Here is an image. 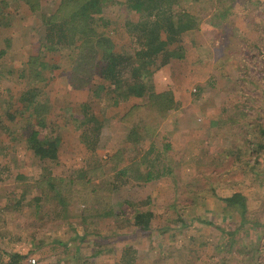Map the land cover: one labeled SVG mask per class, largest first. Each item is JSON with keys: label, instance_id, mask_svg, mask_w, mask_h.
Listing matches in <instances>:
<instances>
[{"label": "rangeland", "instance_id": "374dc122", "mask_svg": "<svg viewBox=\"0 0 264 264\" xmlns=\"http://www.w3.org/2000/svg\"><path fill=\"white\" fill-rule=\"evenodd\" d=\"M4 1L0 174L6 179L0 182V247L12 253L13 247L23 246L26 258L15 264H30L29 257L36 258V264H117L124 245L136 251L134 264H264V149L257 146L262 138L258 130L264 128V0H227L233 8L218 26L216 16L206 9L213 7L215 12L220 0H208L213 6L207 0H181L182 8L207 22L183 37V44L193 43L202 58L193 62L192 53L186 52L192 62L190 81L181 88L191 84V105L183 118L178 113L172 117L185 136H168L172 111L152 138L92 152L78 137L80 119L86 105L90 112L101 110L98 93L107 84L97 77L87 88H73L70 51L51 52L61 69L42 98L49 100V125L59 129L62 138L56 161L38 159L26 144L23 127L33 117L20 98L33 89L21 73L44 38L42 16L53 12L59 0H42L37 12L20 0ZM100 16L98 29L131 51L126 27L138 22L140 14L127 8L126 0H105ZM141 101H118L105 115L119 119ZM8 112L16 119L8 120ZM122 168L128 170L124 177L118 173ZM148 170L155 179L143 183L137 176ZM17 174L22 175L18 180ZM50 182L57 188L51 194ZM36 188L42 191L41 208L34 197ZM236 192L246 196L244 216L224 201ZM60 196L75 212H62ZM85 204L96 212L113 213L87 232V224L75 217ZM135 205L154 212L150 235L129 227ZM0 257V264H11L7 256Z\"/></svg>", "mask_w": 264, "mask_h": 264}, {"label": "trees", "instance_id": "16d2710c", "mask_svg": "<svg viewBox=\"0 0 264 264\" xmlns=\"http://www.w3.org/2000/svg\"><path fill=\"white\" fill-rule=\"evenodd\" d=\"M1 1L6 4L4 0ZM20 1L25 3L32 12H37L42 7V0ZM104 1L59 0L53 12L42 16L44 38L41 39L38 50L28 56L26 68H23L21 73V78H26L29 84L33 83V89H26L20 98L21 105L23 103L24 107L30 110V117H33V121L29 119L27 126L23 127L25 142L34 156L40 160H58L62 139L59 129L49 125L47 119L50 112L49 100L42 98L44 88L57 79L60 74L58 71L61 69L58 57L52 56L51 52L70 51L68 73L73 88H87L97 77L107 84L98 93L102 102L101 110L90 112L89 105L85 104L80 119L78 137L92 152H97L99 149L119 148L123 142L140 143L147 138H152L160 130L161 121L178 107L173 91L158 92L156 90L153 75L170 60L184 58L186 46L183 44V37L202 26L205 28L207 25H204L207 22L203 21L201 16L182 8L181 0H126L127 8L140 14L141 17L138 22L127 24V34L133 44L132 50L129 51L98 29V22L102 20L100 15ZM207 2L213 6L212 1L207 0ZM226 2L227 0L224 2L220 0L214 7L215 12L213 7L206 9L211 10L209 14L216 16L217 26L225 23L233 8L232 3L226 4ZM105 26L104 23L103 27ZM5 53V49H0V58ZM26 70L30 74H26ZM32 72L33 75H31ZM46 72H49L48 76ZM130 98H139L142 101L134 103L119 119L105 115L109 105L118 104L120 103L118 101ZM7 116L8 120L16 119V114L11 112H8ZM2 127L8 132L5 122L2 123ZM252 130L256 131V129ZM258 131L263 140L261 138L257 146L263 150L264 128L261 127ZM166 147L170 148V144H166ZM118 173L121 176L127 175L128 170L122 168ZM21 177V174L16 176L17 180ZM137 178L143 183L155 179L152 170L139 173ZM3 179L6 177L0 174V182ZM49 186H51L50 194L57 189L52 182ZM39 189L34 190L37 203L42 196V191ZM67 195L69 196L68 193ZM224 201L227 207L235 208L241 212L242 216L245 215L247 201L244 194L236 192L226 197ZM60 203L63 205V213L64 211L75 212L74 209L65 207L67 205L65 196L61 198ZM85 206L86 209L78 210L75 217L80 219L83 225L87 224V232L91 231L89 229L91 225L102 219L101 217L110 216L113 213L111 210L107 213L106 210L96 212V208L89 207L87 204ZM134 208L136 212L132 219L128 220L129 227L133 226L134 232L144 236L150 235L154 212L149 209L140 210L137 205ZM118 213L123 214L121 211ZM65 217L67 219L69 216ZM247 221H242V224L249 223ZM86 237L87 235L81 239ZM0 253L2 256H7L11 264L26 258L18 252L8 253L1 247ZM135 253L132 246L124 245L123 255L117 264H134Z\"/></svg>", "mask_w": 264, "mask_h": 264}, {"label": "crops", "instance_id": "0c3cea01", "mask_svg": "<svg viewBox=\"0 0 264 264\" xmlns=\"http://www.w3.org/2000/svg\"><path fill=\"white\" fill-rule=\"evenodd\" d=\"M192 45L193 43H191V45L186 47L187 48L186 52L192 53L191 56L193 55L192 57L193 59H195L193 60V62H195L197 59H202V58L201 56H198V54L193 50L194 47ZM189 53H186L185 57L182 59L170 60L167 64L157 69L153 75V83L155 84L156 90L158 92L167 91V90L173 91L175 95V99L178 102V107L174 110L175 111L174 114H171L169 118H167V120H169V123H170L166 126L167 129H170V131L168 132L169 137L170 135H173V134H175L174 136H177V135L185 136V134H187V133L183 134L184 132L181 128L176 130L175 127H177L178 125L175 124L176 120L173 123L172 117H176L178 113L179 117L183 118L182 115L185 114L184 109L188 108L191 105L190 92L187 91V88H189L191 84H189V87L181 88V86L184 83H186L187 81H190V77L189 76L187 77V72L190 70L189 64H192ZM201 63L202 62H200V64ZM86 96L88 97V94ZM134 99L135 98H133V100ZM178 108L180 109L177 110ZM181 110H183V113L181 112ZM178 122H179V118H178ZM12 251L23 254L24 248L22 245H17L16 248L13 247ZM0 258H3V257H0Z\"/></svg>", "mask_w": 264, "mask_h": 264}, {"label": "built area", "instance_id": "2783aa9c", "mask_svg": "<svg viewBox=\"0 0 264 264\" xmlns=\"http://www.w3.org/2000/svg\"><path fill=\"white\" fill-rule=\"evenodd\" d=\"M27 261L30 264H36L37 259L34 257H29ZM5 264H9V263H5Z\"/></svg>", "mask_w": 264, "mask_h": 264}]
</instances>
